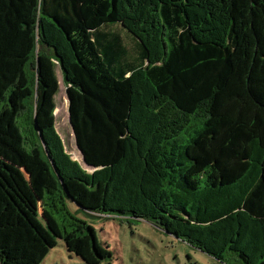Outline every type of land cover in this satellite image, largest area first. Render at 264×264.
<instances>
[{
  "label": "trees",
  "instance_id": "1",
  "mask_svg": "<svg viewBox=\"0 0 264 264\" xmlns=\"http://www.w3.org/2000/svg\"><path fill=\"white\" fill-rule=\"evenodd\" d=\"M56 64L90 173L56 130ZM66 202L264 264V0H0V264H41L58 237L111 260Z\"/></svg>",
  "mask_w": 264,
  "mask_h": 264
},
{
  "label": "rangeland",
  "instance_id": "2",
  "mask_svg": "<svg viewBox=\"0 0 264 264\" xmlns=\"http://www.w3.org/2000/svg\"><path fill=\"white\" fill-rule=\"evenodd\" d=\"M129 45L130 48L134 46L131 41ZM56 75L60 84V90L55 99L56 130L63 141L65 151L90 173L93 169L84 164L69 124L68 99L58 64H56ZM11 131L14 139L9 146L14 151H5L13 160L15 159L13 163L18 171L17 176L22 181L21 186L23 184L29 186L30 174L25 164V155L15 151V146H19V139L12 128ZM66 205V209L71 214L92 224L99 239L110 247L112 259L102 264H227L170 236L148 221L119 216L90 215L82 212L77 214V206L74 203L69 202ZM57 242V246L51 250L41 264H85L81 259L71 257L67 253L61 237L57 238Z\"/></svg>",
  "mask_w": 264,
  "mask_h": 264
},
{
  "label": "water",
  "instance_id": "3",
  "mask_svg": "<svg viewBox=\"0 0 264 264\" xmlns=\"http://www.w3.org/2000/svg\"><path fill=\"white\" fill-rule=\"evenodd\" d=\"M69 117V116H68ZM69 124H70V119H69ZM71 126V125H70ZM72 128V127H71ZM84 161V160H83Z\"/></svg>",
  "mask_w": 264,
  "mask_h": 264
}]
</instances>
